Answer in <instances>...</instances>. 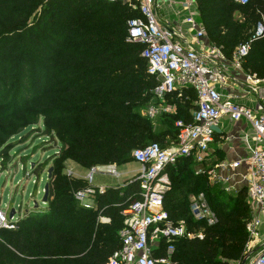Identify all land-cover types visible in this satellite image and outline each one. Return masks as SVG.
<instances>
[{"label":"trees","instance_id":"obj_1","mask_svg":"<svg viewBox=\"0 0 264 264\" xmlns=\"http://www.w3.org/2000/svg\"><path fill=\"white\" fill-rule=\"evenodd\" d=\"M195 1L209 42L222 48L228 59L264 17V0L247 5ZM42 2L0 0V105L10 102L0 108V144L25 120L42 117L64 149L53 165L49 213H29L17 222V229H0V264H106L121 246V211L139 198V184L107 188L95 197L94 206L85 207L74 195L86 182L63 174L64 162L71 160L85 169L120 166L150 138L155 140L151 143L168 146L178 129L172 126L155 134L150 119L138 111L154 101L157 85L147 73L142 46L126 42L128 21L140 17L139 12L106 0ZM41 5L39 17L29 23ZM244 69L264 78V36L252 41ZM169 97L180 116L172 117L174 124L190 123L195 92L185 89L164 100ZM195 166L192 158L185 157L169 168L171 186L164 209L172 222L202 231L204 238L174 242L172 262L237 264L248 240L247 191L226 193L211 185L205 174L196 173ZM200 192L218 218L214 226L192 216L190 195ZM100 217L110 221L102 223ZM168 245L161 240L155 255L165 256Z\"/></svg>","mask_w":264,"mask_h":264},{"label":"built area","instance_id":"obj_2","mask_svg":"<svg viewBox=\"0 0 264 264\" xmlns=\"http://www.w3.org/2000/svg\"><path fill=\"white\" fill-rule=\"evenodd\" d=\"M48 0H43L47 3ZM121 2L140 17L128 21L126 42L142 46L141 56L147 62V73L157 80L153 90L157 102L152 101L142 110L149 119L163 113H171V106L164 98L185 89L196 94L192 121L175 123L177 138L166 147L153 142L134 149L131 159L140 165L139 172L130 182L139 184L138 197L121 211L124 228L120 232L121 246L106 264H173V243L180 239L204 238L202 231H190L185 223L172 222L164 209V197L171 186L168 170L181 158H192L202 166L198 174H205L213 185L232 193L245 188L251 218L246 224L248 240L242 260L237 264H264V78H258L244 69L253 40L264 36V17L254 27L250 39L240 44L228 59L222 48L211 44L202 23L198 19L195 0H106ZM247 5L251 0H233ZM230 67L241 72L244 79L236 80ZM232 82L247 88L256 98L253 108L238 103L227 94ZM233 123L249 125L251 134L242 132L241 138L248 143L249 154L235 161H224L212 169H203L208 158L210 144L214 141L221 118ZM59 155V152H56ZM244 168L239 183L232 181V172ZM86 176L77 177L73 170L66 175L82 179L86 186L75 192L81 205L106 191L104 186L93 184L94 175L106 174L118 178L116 165L97 166L87 169ZM190 208L195 220H203L208 226L218 223L205 194L190 196ZM83 206V205H82ZM102 223L110 220L100 217ZM18 220L0 212V229H17ZM161 240L169 243L165 256L157 257L154 249Z\"/></svg>","mask_w":264,"mask_h":264},{"label":"rangeland","instance_id":"obj_3","mask_svg":"<svg viewBox=\"0 0 264 264\" xmlns=\"http://www.w3.org/2000/svg\"><path fill=\"white\" fill-rule=\"evenodd\" d=\"M41 7L42 5L33 12L29 23L39 17ZM4 100H7V98ZM151 100L157 102L158 98L154 97ZM170 100L171 97L165 99L166 103H171ZM190 102L194 104V100H190ZM9 103L8 101L5 105H9ZM5 105H0V108ZM28 108V110L31 109L30 107ZM144 108H139L138 111L142 112ZM171 111L170 114L173 115L168 117L150 119L149 122L153 133L160 134L172 126L175 127L174 120L179 119L180 116L175 115V109L171 108ZM172 117H175V119L172 120ZM25 123L16 134L0 144V212H4L9 217L14 212L13 217L18 221L29 213H49L48 203L43 202L45 185L50 184L48 170L53 168L56 157L64 149L56 135L45 128L42 117L31 122L25 120ZM151 141L155 140L150 138L147 143H151ZM56 152H59V155H56ZM201 168L202 166L200 165L194 167L196 171ZM139 169L140 165L138 163L127 159L126 163L117 166V171L120 174L118 178L97 173L94 175L93 184L95 186L121 184L116 188L122 187L133 179ZM203 169L206 170L208 168L204 166ZM68 170H74L77 177L86 176L88 173L87 169L77 166L71 160L64 162L63 174H66ZM208 182L213 185L209 179ZM48 200H51L49 194ZM82 205L92 207L93 201L85 200ZM260 231L263 237L264 226Z\"/></svg>","mask_w":264,"mask_h":264},{"label":"crops","instance_id":"obj_4","mask_svg":"<svg viewBox=\"0 0 264 264\" xmlns=\"http://www.w3.org/2000/svg\"><path fill=\"white\" fill-rule=\"evenodd\" d=\"M230 72H233L236 80L241 82L244 79V75L241 72H237L231 67ZM227 94L232 95L235 100L242 105L250 108L256 106L257 98L247 88L241 86L239 83L232 82L230 84L229 90L227 91ZM171 107L174 109V105H172ZM217 128L220 130V132L216 133V135L214 136V141L210 144L208 158L204 164V166L208 169H212L221 162L235 161L244 158L249 154L248 143L250 145L251 142H247L246 140H243L241 138L242 132H248L251 134V129L248 124L244 122L233 123L227 117H223L221 118ZM76 165L79 166L78 164ZM244 173V168L234 170L232 172V181L235 183H239L241 175ZM83 177L84 176H82V178ZM118 185L121 184H104L97 186L111 188L117 187Z\"/></svg>","mask_w":264,"mask_h":264},{"label":"water","instance_id":"obj_5","mask_svg":"<svg viewBox=\"0 0 264 264\" xmlns=\"http://www.w3.org/2000/svg\"><path fill=\"white\" fill-rule=\"evenodd\" d=\"M214 131L216 132V133H219L220 132V130L216 127V128H214ZM52 170H53V168H50L49 170H48V180H50L51 179V177H52ZM48 194H49V184H46L45 185V188H44V196H43V202H47V200H48ZM13 215H14V212H12L11 214H10V218H12L13 217ZM264 254H262V256H263ZM243 264H244V262H243Z\"/></svg>","mask_w":264,"mask_h":264}]
</instances>
